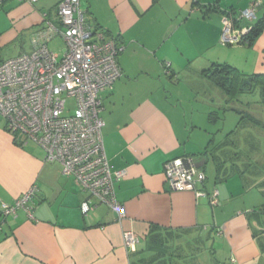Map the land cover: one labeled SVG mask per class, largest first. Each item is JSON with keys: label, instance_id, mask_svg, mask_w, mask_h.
Masks as SVG:
<instances>
[{"label": "crops", "instance_id": "obj_1", "mask_svg": "<svg viewBox=\"0 0 264 264\" xmlns=\"http://www.w3.org/2000/svg\"><path fill=\"white\" fill-rule=\"evenodd\" d=\"M61 1L5 0L1 6L8 10L0 30V49L24 42L28 48L17 56L31 52L32 38L45 27L44 15L54 19ZM251 3L81 0L87 29L104 33L107 40L124 47L118 58L122 77L101 93V117L111 169L124 173L115 192L126 216L119 219L102 204L84 214L81 207L88 196L81 185L63 174L59 164L47 163L35 143L15 141L0 115V221L3 204L13 205L32 187L37 189L33 220L20 210L0 224V264H180L187 249L196 254L197 246L210 245L212 240V249L216 248L224 264H264V252L249 217L255 206L247 205L246 199L242 205L234 204L249 187L244 183L235 194L229 189L232 178H228L219 190L223 175L219 173L216 179V173L214 181L207 173L206 150L218 144L210 132L216 124V113L211 111L214 100L210 103L204 96L203 111L196 103L200 87L218 88L203 75L214 64L233 66L244 77L264 74V33L251 46L222 42L225 16H237ZM250 25L247 20L238 24L243 30ZM166 64L171 66V75L166 73ZM219 90L221 98L228 100ZM176 158H193L207 173L206 183L194 190L171 191L165 164ZM263 181L264 177L256 176L250 187L257 188ZM202 189L218 190L217 207L197 196ZM126 232L140 238L137 247L125 245ZM160 234L167 237L164 252L149 248L152 237ZM173 234V238L167 236Z\"/></svg>", "mask_w": 264, "mask_h": 264}, {"label": "built area", "instance_id": "obj_2", "mask_svg": "<svg viewBox=\"0 0 264 264\" xmlns=\"http://www.w3.org/2000/svg\"><path fill=\"white\" fill-rule=\"evenodd\" d=\"M5 0H0V5ZM36 4L40 0H16ZM81 0H63L54 19L45 17V27L32 38L33 50L0 63V115L6 129L21 145L33 142L45 153L47 163H57L63 174L78 182L88 198L81 210L84 214L97 205L108 206L126 216L118 202L115 184L124 173L112 171L106 156L101 117V93L113 88L122 77L118 62L124 47L106 39L104 33L87 29L86 13ZM264 8L262 0H252L249 9L236 17L254 22ZM232 16L223 20V44H238L248 29L237 30ZM62 38L65 51L60 56L49 43ZM165 179L171 191L194 190L204 185L206 174L193 158H176L165 164ZM32 187L13 205L3 204V220L24 210L34 219ZM210 206L219 205V192L197 190ZM125 245L135 248L140 238L124 233Z\"/></svg>", "mask_w": 264, "mask_h": 264}, {"label": "rangeland", "instance_id": "obj_3", "mask_svg": "<svg viewBox=\"0 0 264 264\" xmlns=\"http://www.w3.org/2000/svg\"><path fill=\"white\" fill-rule=\"evenodd\" d=\"M7 3L8 1L5 2V5ZM7 10L8 7L0 5V30H3L6 24L5 16ZM27 48L28 45H25L23 42L14 47L0 49V62L17 56L18 52L21 53L22 51H26ZM49 48L62 55L65 51V44L62 38L59 37L49 43ZM200 89L201 97L199 101L196 102L198 103L199 111H203L204 96L209 98L210 103L214 100L215 104L214 109L211 110L216 113V124L213 128H210L212 137L214 134V136L217 137L218 143L226 139L224 141L225 144L222 145V149L215 150L214 153L213 150L218 147L216 146L217 144L214 145V148L208 147L210 149L208 157L209 163L207 164L208 176L215 181L216 173L218 169H220V174L223 175V179L217 184L219 190L221 189L220 186L225 185L228 180L232 178V180H229V189L234 190L235 194L241 192L240 190L245 183V185L249 187L247 189V194L242 193L243 195L236 197V202L234 204L242 205L244 199H246L247 205L253 208L255 206L254 209L260 210L264 204V190L256 187L252 188L250 184L251 181L254 180V177H264V102L262 100V95L259 89L253 87L251 91H241L238 98L234 100L228 98V100L225 99L227 100L225 101L221 98V91L215 86H213V88L210 86V88L207 89L200 87ZM212 89H214V92ZM249 117L253 118L258 123L255 124L251 122ZM206 148L204 150H206ZM226 171L230 172V177L225 176L224 178V173ZM253 196L256 197V199L251 198L250 200V197ZM249 217L256 231L258 241L262 244L264 237L263 233L258 228L256 217ZM1 218L0 224L3 221L2 216ZM213 244L214 242L212 240L210 245L204 243L197 246L196 249H198L196 254L187 249L188 251H185L186 253L184 254L186 257L184 258L185 261L180 264H190L187 258L195 260L196 263L192 264H218L216 261L220 262V264H224V260L216 256V248L212 249Z\"/></svg>", "mask_w": 264, "mask_h": 264}, {"label": "trees", "instance_id": "obj_4", "mask_svg": "<svg viewBox=\"0 0 264 264\" xmlns=\"http://www.w3.org/2000/svg\"><path fill=\"white\" fill-rule=\"evenodd\" d=\"M228 16H232L233 17V20H234L233 22L235 23V25H234L235 28L237 30H241V27L238 26L240 20L236 21V17H237L236 14L228 13ZM247 29H248V32L241 36L240 41L238 43L239 45L251 46L257 40V38L262 33H264V11L253 23H251L250 26H248ZM166 73L168 75H171V73H172L171 72V66L169 64H166ZM203 75L206 78L210 79L219 89H221L223 91V93L228 98H230L232 100L238 98V96H239L241 91H245V90H243V87L244 88H247V87L249 88V85L243 86V82L246 81V80H249L252 83L250 85L252 88L253 87L259 88L260 93L262 95V100L264 102V74H262V75H252L250 77H244L233 66H230L228 64H214L210 69L205 70L203 72ZM242 120H243V118H242ZM249 120L251 122L255 123V124L258 123L256 120H254L251 117H249ZM230 141H231V139H230ZM223 144H225V143H223ZM223 144L222 143H218L216 145L218 147L213 150V153H214L215 150L222 149V145ZM206 151H207L206 153H207V155L209 157L210 149L209 150L207 149ZM211 155H212V153H211ZM231 166H233V165H231ZM219 173H220V169H218V171H217V176L219 175ZM205 174H206V172H205ZM226 176L230 177V172ZM207 178L208 177H207V174H206V181H207ZM216 179H219V176ZM206 181H205V183H206ZM257 188H260V189L264 190V181H263V183L259 184L257 186ZM207 193L210 194V192H207ZM263 208H264V205H263L262 208H260V210H256V209L252 210V212L250 213V216H255L256 217L258 228L263 233V237H264V212H263L264 209ZM167 236L173 238L174 234L173 235H167ZM254 236H255V238H257V234H256L255 230H254ZM152 238L153 239L149 242V248L151 250H157V252L158 251L164 252V249H166V248L168 249V247L166 246V242H165V239L167 237L162 236L160 234V235H154ZM263 240H264V238H263ZM260 245H261V248H262V250L264 252V241H263L262 244L260 243Z\"/></svg>", "mask_w": 264, "mask_h": 264}, {"label": "water", "instance_id": "obj_5", "mask_svg": "<svg viewBox=\"0 0 264 264\" xmlns=\"http://www.w3.org/2000/svg\"><path fill=\"white\" fill-rule=\"evenodd\" d=\"M252 83H251V81H249V80H246V81H244L243 82V86H245V85H251ZM243 90H249V89H245L244 87H243ZM199 167V166H198Z\"/></svg>", "mask_w": 264, "mask_h": 264}]
</instances>
